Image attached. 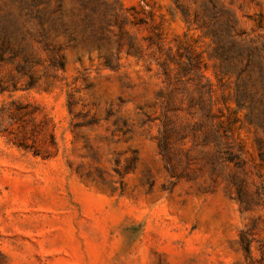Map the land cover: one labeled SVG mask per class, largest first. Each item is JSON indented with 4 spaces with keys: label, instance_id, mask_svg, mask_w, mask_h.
<instances>
[{
    "label": "rangeland",
    "instance_id": "374dc122",
    "mask_svg": "<svg viewBox=\"0 0 264 264\" xmlns=\"http://www.w3.org/2000/svg\"><path fill=\"white\" fill-rule=\"evenodd\" d=\"M228 18L264 64V0H0V264H247L242 231L262 257L264 94L219 80Z\"/></svg>",
    "mask_w": 264,
    "mask_h": 264
},
{
    "label": "trees",
    "instance_id": "16d2710c",
    "mask_svg": "<svg viewBox=\"0 0 264 264\" xmlns=\"http://www.w3.org/2000/svg\"><path fill=\"white\" fill-rule=\"evenodd\" d=\"M216 21L226 33L224 37L217 35L215 29L208 33V35L215 37L213 43L216 44L214 52L218 60L217 75L219 80L231 77L234 74L237 76L236 85L238 89L252 85L256 88L259 87L264 94V64L256 60H259V56H254V51L247 46L245 41H242L240 35L235 34L230 18L226 21ZM191 67L196 71L199 70L197 63H192ZM62 69H64V65H62ZM241 90H238V99H241V94L244 93ZM250 93L255 96L258 93V89L255 91L250 90ZM254 242H256L255 239H252L248 232H241L240 244L245 253L247 264H264V250L260 259H256L253 256Z\"/></svg>",
    "mask_w": 264,
    "mask_h": 264
}]
</instances>
